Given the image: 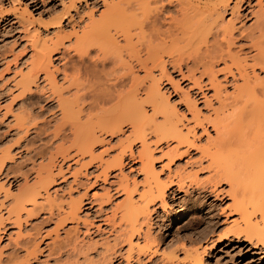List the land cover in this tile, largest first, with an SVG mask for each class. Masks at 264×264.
<instances>
[{"label":"rangeland","instance_id":"rangeland-1","mask_svg":"<svg viewBox=\"0 0 264 264\" xmlns=\"http://www.w3.org/2000/svg\"><path fill=\"white\" fill-rule=\"evenodd\" d=\"M105 7L101 0H0V156L3 152H7L9 156L4 165L0 166V221L3 223L0 226V257L3 264H15L21 260L29 262L26 264H193L187 253L194 250L199 252L203 264H264L263 241H258L246 231L238 230L244 226V222L233 209L232 197L229 195L230 184L222 181L212 187L214 185L210 178L212 170L208 167V159L202 158L200 150L189 148L187 153L166 166L169 159L166 152L176 145V141L168 137L159 142L155 135L147 136L155 157L154 169L159 179L168 184L166 185L169 190L165 195L164 204L161 200L150 204L149 214L140 219V234L136 233L133 240L143 249L134 247L131 254H128L129 244L123 241L124 236L121 235L125 220L121 218L122 208L118 206L124 200L125 192L118 189V186L128 182L131 188L136 189L133 195L138 199L137 194L142 191L145 183L141 159L137 152L142 148L141 143L133 135L127 139V136L132 134L131 124L124 122L121 125L122 133L114 135L98 132V139L92 149V153L98 158L86 166L84 163L90 160V154L81 156L80 153H76L71 136L62 135L63 138L52 134L54 120L60 110L55 101L57 99L52 100V96L48 98L52 93L49 85H45L51 84L52 79L55 80L56 87L62 88L64 96L72 99V91L67 90L69 83L64 78V69L68 73H73V63L75 66L81 64V67L87 66V69H97L91 59L83 64L72 50V46L75 45L76 37L82 33L84 22L86 23V20L89 22L91 17L98 18ZM224 17L229 19L231 15L226 12ZM252 21L251 18L244 17L237 23L240 28L246 29ZM118 38L119 42L122 41L121 45H124V39ZM48 50L51 51L49 71L53 72L52 79H47L46 72L41 71L29 97L30 101L36 103L35 110L43 112L35 118V122H38V126L40 124L43 130L40 126L38 131L35 130L32 121L31 125H28V132L26 128L25 131L24 129L19 131L15 116L22 114L19 104L25 95L18 87V82L22 74L30 69L33 59ZM250 52L252 53L251 50L245 49L242 55L245 53L249 55ZM93 54L95 55V52ZM122 56L125 62L135 64L127 51H123ZM167 58L165 55L166 61ZM223 65L225 64L221 62L217 67ZM133 67L135 75L130 76L133 72L128 74L126 86L131 83V77L143 79L146 74L142 68L136 65ZM167 68L171 71L169 65ZM248 70L251 75L254 74L251 68ZM152 71L154 77L150 73L151 76H148L150 79L152 77L158 79L161 76L159 68ZM99 72L102 75L100 69ZM263 72L259 68L255 69L260 78L264 77ZM221 75L219 78L225 86L223 95L232 94L235 81H231L230 78V82H227ZM171 76L174 81L179 82L183 90L188 89L189 82L181 78L179 71L174 69ZM148 77L145 78L146 83L151 81ZM241 81L238 79L237 83ZM159 82L161 92H165L170 105L175 106L176 116L181 117L183 121L179 120L180 127L186 132L187 127L194 125L185 121L182 116L183 113H188L186 104H183L173 91L172 82L165 77ZM213 94L212 89L206 91V96L212 100L213 107H218L219 103ZM144 95L141 91L137 94V99L142 100ZM203 97L197 100V107L204 115H210L212 107L205 105ZM141 104L145 107L147 115H152V106L146 102L140 103V106ZM104 106L108 107L111 104L107 103ZM158 117L157 119L161 120V117ZM205 127L207 133L203 127L196 128V136H199L196 140L198 145L205 146L208 137H215V130L209 125ZM242 129L244 137L250 134V128ZM235 133L237 135L238 130ZM131 147L134 156L130 155ZM179 149L184 151L187 147L182 145ZM114 156H122V166L115 167L110 164L106 170V164L102 166L99 157L106 160ZM44 166L47 168L49 166L55 181L49 186L48 193L42 191L36 209L34 208L32 215L29 216L27 210L33 209V204L28 203L27 198L19 197L18 188L35 183L36 171ZM102 169L108 172L105 180ZM256 191L258 193V190ZM256 191L247 194L251 195L252 202L258 201L257 197H253L257 194ZM106 193L109 194L108 197ZM48 194L51 196L50 200H46ZM16 198L25 202L26 206V209L21 211L20 225L7 218L6 206ZM72 198L77 201L81 198L82 201L77 217L62 219L64 213L69 210ZM255 202L253 205H256ZM250 205L248 206L252 213V222L261 221L260 212L257 209L255 211ZM262 226L260 223L259 227ZM29 250H33L32 256H29L31 255L27 252ZM26 256H29L30 261Z\"/></svg>","mask_w":264,"mask_h":264},{"label":"bare ground","instance_id":"bare-ground-1","mask_svg":"<svg viewBox=\"0 0 264 264\" xmlns=\"http://www.w3.org/2000/svg\"><path fill=\"white\" fill-rule=\"evenodd\" d=\"M101 1L103 5H106L105 9L103 8L104 10L99 13L98 18L91 17L89 22L87 20L86 23L84 22L82 33L76 37L75 45H71L72 50L83 64L91 59L98 70L87 69V66L81 67L82 64L75 66L74 63L73 73H68L64 69V78L69 83L67 90H71L73 94V98L69 99L64 96L61 87V89L58 85L56 87L55 80L52 79L53 72L49 71L51 51L39 54L18 82V87L25 95L19 104V108L25 111L15 116L19 131L27 129L28 132V125L30 126L32 121H34L32 124L35 130L40 126L38 122H35V118L43 112L35 110L36 103L30 101L29 97L32 86L41 71L46 72L47 79H52L51 84L45 85H49L50 88H48L52 93L48 98L51 96L52 100L56 98L55 101L60 110L58 117L54 120L55 126L52 134L57 137L71 136V143L76 148V153H80L81 156L90 154V160L84 163L85 166L98 158L92 153L93 146L98 139V132L114 135L122 131L121 125L124 122L131 124L132 134L127 136V139L133 135L141 143L142 148H139L137 152L141 159V169L144 171L143 178L145 179L143 182L145 183H143L142 191L137 194L138 199H135L133 195L136 189L131 188L128 182L118 186V189L125 192L124 200L118 204L122 208L120 216L125 220V225L121 229L123 232L119 231L124 236L123 241L129 244L128 254H131L134 247L139 250L143 249L133 240L136 233L140 234V219L149 214L150 204L157 200H161L164 204L165 195L169 190L168 184L159 179L154 169L155 157L147 140L149 134L155 135L159 142L168 137L176 141V145L166 152L169 158L166 166L173 163L177 157L187 153L189 148L200 150L202 158L208 159V167L212 170L210 175L214 181L212 187L222 181L230 184L229 195L232 197L233 209L239 213L240 219L244 222V226L242 225L244 228H238L239 221L235 226L239 231L240 229L242 232L246 231L264 243V77L260 78V75L255 73L256 68L264 71V0ZM226 12L231 15L229 19L224 17ZM244 17L253 20L246 29L240 28L237 23ZM118 37L124 39V45H121L122 41L119 42ZM236 46L239 48L236 49ZM245 49L246 51L251 50L252 53L242 55ZM123 51H127L135 64L125 62V58L122 59ZM93 52L95 55H92ZM165 55L168 56L167 61L164 59ZM221 62L225 65L217 67ZM135 65L145 71L146 77L151 76L152 69L155 68H159L161 76L155 79L152 74V79L148 77L151 80L148 83L145 82V75L143 79L134 76L130 78L131 83L126 86L127 76L132 72L130 76H133L134 71L132 70L134 69L132 68ZM167 65L171 71H168ZM249 68L252 69L253 75L248 70ZM174 69L180 72L182 79L189 82L187 90H183L179 82L173 80L171 72L173 73ZM221 74L227 82H230V78L231 81H235L232 94L223 95L225 86L219 78ZM163 77L172 82L173 91L180 101L186 104L185 108L188 113H183L182 116L185 121L194 124L187 127L186 132L180 127L179 122L182 119L176 116L175 106L170 105L169 97L160 90L159 80L161 81ZM80 79H82L81 82ZM238 79L242 81L237 83ZM211 89L219 103L218 107H213L212 100L206 96V91ZM141 91L144 92L145 97L138 100L137 94ZM199 95L204 96L205 105L212 107L210 115H204L197 107L196 102L201 97ZM142 102L152 106V115H147L145 107L142 104L140 106ZM107 103L111 106L105 107ZM157 116L161 117V120L157 119ZM207 125L215 130V137H208L205 146L198 145L196 140L199 136H196V128L203 127L206 132L205 126ZM40 127L42 129V126ZM245 127L250 128V134L244 137L242 128ZM67 130L69 134L66 133ZM237 130L238 133L235 135ZM60 145L57 146L58 149ZM182 145H186L187 149L180 151L179 147ZM130 155L134 156L132 147ZM8 157L7 152L2 153L0 166L4 165ZM99 158L102 166L106 164V168L104 166L106 170L111 165L119 167L123 164L122 156H114L106 160ZM49 169V166L48 168L39 167L36 171L35 183L18 188L19 197H25L28 203L33 204V209L27 210L29 216L32 215L34 208L36 209L42 191L48 193L49 186L55 181V176ZM105 169H102L106 177L104 180L108 175ZM134 185L136 188V184ZM254 191L257 196L253 195V197L258 198L256 202L255 198L253 199L256 205H253L250 199V194ZM248 192H250L249 195H247ZM106 196L108 197L109 194ZM50 197L48 194L45 199L48 200ZM81 202V198L79 201L73 199L69 204V210L64 213L65 215H61V218L75 219ZM24 204L25 202L16 198L6 206L7 218L13 219V223L20 225L21 211L26 209ZM248 205L260 212L261 221L252 222V213ZM1 223L0 221V226L3 224ZM260 223L263 224L262 227H259ZM144 235L146 240L147 233ZM34 250L36 252V248ZM31 251L33 250L27 252L31 253ZM32 255L33 252L29 256ZM29 256L26 257L30 261ZM187 256L193 264H203L198 251H191L187 253ZM26 262V260H21L15 264H26ZM0 264H3L1 257Z\"/></svg>","mask_w":264,"mask_h":264}]
</instances>
